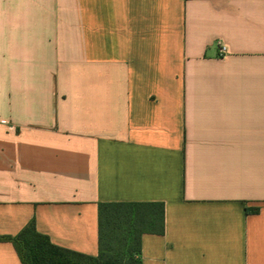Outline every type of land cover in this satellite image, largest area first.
<instances>
[{
	"label": "crops",
	"instance_id": "0c3cea01",
	"mask_svg": "<svg viewBox=\"0 0 264 264\" xmlns=\"http://www.w3.org/2000/svg\"><path fill=\"white\" fill-rule=\"evenodd\" d=\"M129 202L140 264H264V0H0V235L96 257Z\"/></svg>",
	"mask_w": 264,
	"mask_h": 264
},
{
	"label": "trees",
	"instance_id": "16d2710c",
	"mask_svg": "<svg viewBox=\"0 0 264 264\" xmlns=\"http://www.w3.org/2000/svg\"><path fill=\"white\" fill-rule=\"evenodd\" d=\"M98 252L85 256L53 245L31 222L17 235H0L10 243L21 264H140L143 234L162 235V203H100L97 210Z\"/></svg>",
	"mask_w": 264,
	"mask_h": 264
},
{
	"label": "built area",
	"instance_id": "2783aa9c",
	"mask_svg": "<svg viewBox=\"0 0 264 264\" xmlns=\"http://www.w3.org/2000/svg\"><path fill=\"white\" fill-rule=\"evenodd\" d=\"M226 47L224 45L219 47V56L223 57L226 54Z\"/></svg>",
	"mask_w": 264,
	"mask_h": 264
}]
</instances>
